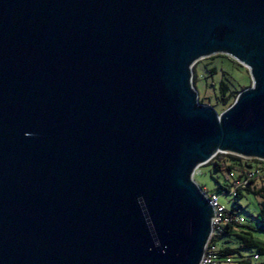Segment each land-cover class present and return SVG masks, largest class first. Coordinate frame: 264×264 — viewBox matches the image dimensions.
Here are the masks:
<instances>
[{
	"label": "water",
	"instance_id": "water-1",
	"mask_svg": "<svg viewBox=\"0 0 264 264\" xmlns=\"http://www.w3.org/2000/svg\"><path fill=\"white\" fill-rule=\"evenodd\" d=\"M216 55L251 77L220 114ZM218 154L264 161V0H0V264H199Z\"/></svg>",
	"mask_w": 264,
	"mask_h": 264
},
{
	"label": "rangeland",
	"instance_id": "rangeland-1",
	"mask_svg": "<svg viewBox=\"0 0 264 264\" xmlns=\"http://www.w3.org/2000/svg\"><path fill=\"white\" fill-rule=\"evenodd\" d=\"M194 65L197 100L203 99V103L209 106H215L217 104V85L220 80L226 79L231 91H238L242 88H246L251 83V77L248 70L226 56L217 57L213 60H208V58L202 59ZM192 68L190 70L191 83L193 77ZM212 68H214L216 72L214 75L208 72V70H211ZM215 111L218 114L221 113V110L216 109ZM192 179L206 195H210L212 193L216 194L219 198L220 206H222L226 211H230L234 207L233 200L235 191L233 184L236 185L237 183L234 182L228 174L224 172H216L213 170L212 166H201L196 171L195 175H193ZM219 184L225 185L228 188L229 193L220 190L218 188ZM261 185H263L262 182L254 184L256 187H260ZM241 194L242 196L238 200L241 210H238L236 214L244 219V225L247 226L252 237L264 243V233L258 231L257 221L260 199L245 191H242ZM223 240H225L224 236L215 242V251L218 252V250L222 248ZM240 252L250 257L251 260L252 256L256 254V251L252 249L241 250ZM259 262L264 264V255L259 256Z\"/></svg>",
	"mask_w": 264,
	"mask_h": 264
},
{
	"label": "trees",
	"instance_id": "trees-1",
	"mask_svg": "<svg viewBox=\"0 0 264 264\" xmlns=\"http://www.w3.org/2000/svg\"><path fill=\"white\" fill-rule=\"evenodd\" d=\"M217 57H223L220 55L209 57L208 60H213ZM208 72L212 75H214L215 69L212 68L211 70H208ZM192 84L194 89L195 88V80H196V74H195V65L192 68ZM251 84V83H250ZM250 84L246 88H242L238 91H231L228 86V82L226 79H222L219 81L217 85L218 90V96L216 99L217 104L215 106H209L207 104L203 103V99H198V104L202 106H209L214 110H221V112L228 109L233 102L235 101L237 95L250 87ZM204 166H212L213 170L216 172H224L230 176V178L233 179L236 183H243L247 182L244 186L237 187L234 186V200L233 205L234 207L230 211H226V216H237L236 213L238 210H241V207L238 204L239 198H241L242 191L251 193L255 197L260 199L259 202V211L257 216L258 221V231L264 233V161H259L257 159H243L234 155H224V154H218L212 161H210L208 164ZM251 172H258L259 176L250 180H247V175ZM262 182L263 185L260 187L254 186L255 183ZM218 188L226 193H229L228 188L223 185L219 184ZM246 229V230H245ZM222 236L225 237V240H223L222 248L218 250L217 252V259L219 264H223V260L225 257H231L232 264H252V260L250 257L242 254L241 250H255L258 257L260 255H264V243L254 239L247 228L246 225L243 224H237L233 221H231L229 224L225 225L222 229V232L215 237V239L212 241V244L215 245V242L220 239ZM236 244V245H234ZM253 255V256H254ZM252 256V257H253Z\"/></svg>",
	"mask_w": 264,
	"mask_h": 264
},
{
	"label": "built area",
	"instance_id": "built-area-1",
	"mask_svg": "<svg viewBox=\"0 0 264 264\" xmlns=\"http://www.w3.org/2000/svg\"><path fill=\"white\" fill-rule=\"evenodd\" d=\"M199 168H197L194 171L193 175H195L196 171ZM258 176H259L258 172H251L250 174L247 175V180L256 178ZM246 183L247 182H243V183L238 182L236 186L237 187L244 186L246 185ZM202 194L207 200L208 205L211 207L215 219H212L211 221V225H210L211 232H210V235L208 236L206 245L203 250V257L199 264H219L217 255H216L217 251H215V246L212 244V241L215 239V237H217L222 232V229L225 225L229 224L231 221L237 224H243L244 219L241 217H237V216L227 217L226 210L222 206H220L219 198L216 194L212 193L210 195H206L205 193H203V191H202ZM223 264H232L231 257H225L223 260ZM252 264H261L259 262V257L257 255H254L252 257Z\"/></svg>",
	"mask_w": 264,
	"mask_h": 264
}]
</instances>
